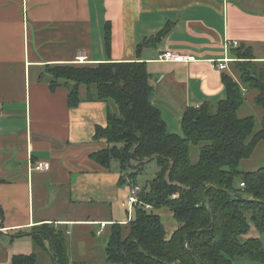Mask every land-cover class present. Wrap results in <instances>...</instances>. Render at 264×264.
Returning <instances> with one entry per match:
<instances>
[{"label":"crops","instance_id":"crops-1","mask_svg":"<svg viewBox=\"0 0 264 264\" xmlns=\"http://www.w3.org/2000/svg\"><path fill=\"white\" fill-rule=\"evenodd\" d=\"M163 31L164 38L138 52ZM239 47L264 62V0H0V264L32 254L39 264H54L31 237H15L42 224L67 232L73 264H105L104 236L135 215L127 207L132 187L91 158L107 148L94 140L96 128L107 125V104L86 100L82 87L83 101L71 108L65 87L51 90L46 65L75 64L84 55L91 64L146 63L168 132L183 135L189 108L224 100V75L238 81ZM166 51L194 61L162 62ZM224 59L228 67L220 70ZM244 91V105L258 107V92ZM39 162L50 170H35ZM165 209L154 212L164 225L167 218L169 240L180 224L170 223L174 216Z\"/></svg>","mask_w":264,"mask_h":264},{"label":"trees","instance_id":"trees-1","mask_svg":"<svg viewBox=\"0 0 264 264\" xmlns=\"http://www.w3.org/2000/svg\"><path fill=\"white\" fill-rule=\"evenodd\" d=\"M167 34L140 45L159 42ZM106 49L111 57V24L106 26ZM238 61L232 76L224 75L226 98L189 108L182 118L183 135L167 130L160 109L154 104V87L147 64L141 61L97 64L46 65L50 88L68 90L71 108L83 99L107 104V125L98 126L94 140L107 148L91 158L103 168L117 170L120 184L140 186L137 176L144 165L156 161V178L141 187L134 219L113 224L107 233L105 264H233L235 260L264 261L258 238H249L253 224L264 233V167L241 172L264 141L255 132L254 117L241 118L245 91L258 92L256 105L264 112V62H257L250 48L235 50ZM192 146L199 147L197 163L191 161ZM244 187L237 189L235 180ZM150 206L151 211L146 207ZM168 208L180 227L167 240L166 228L154 210ZM29 236L34 245L48 252L54 264H73L68 253L67 232L53 224L34 226L15 237ZM14 264H39L37 254L13 258ZM85 264V263H75Z\"/></svg>","mask_w":264,"mask_h":264},{"label":"rangeland","instance_id":"rangeland-1","mask_svg":"<svg viewBox=\"0 0 264 264\" xmlns=\"http://www.w3.org/2000/svg\"><path fill=\"white\" fill-rule=\"evenodd\" d=\"M239 116L241 117H254L256 119V127H255V132H258L261 130L262 127V122H263V117L264 113L261 109H258L255 105H251L250 103L245 104L242 109L239 111ZM200 157V149L199 147L192 146L191 148V161L193 163H197ZM264 167V141H261L253 155L249 159H244L241 161L239 165V170L241 172H255L261 168ZM160 171V168L156 161H150L147 162L141 172L137 176V182L141 187L146 186L149 182L153 181L158 172ZM240 184H241V179H236L235 180V187L237 189H240ZM151 211V209H149ZM166 212L170 213V211L166 208ZM165 212V213H166ZM165 222V227L166 229H170V225L167 222V218H163ZM171 222H177L174 218L170 219ZM178 223V222H177ZM106 240L108 239V235L106 234ZM249 238H258L260 239L263 248H264V233L259 232L256 227L252 224L251 225V230L248 235ZM233 264H264V261H253V260H246V259H239L235 260Z\"/></svg>","mask_w":264,"mask_h":264},{"label":"built area","instance_id":"built-area-1","mask_svg":"<svg viewBox=\"0 0 264 264\" xmlns=\"http://www.w3.org/2000/svg\"><path fill=\"white\" fill-rule=\"evenodd\" d=\"M235 46H238V42L234 43ZM159 60L162 62H173V63H184V62H193L194 58L189 56H183L181 54L174 53L172 51H166L165 53L161 54L159 57ZM87 57L79 56L77 59L76 64H83L87 63ZM228 59L219 60L217 67L220 70H226L227 69V63ZM33 168L37 171H48L51 168L50 163L47 162H39L33 166ZM241 187H244V184L241 185ZM141 192V186H135L131 188V193L127 201V207L129 209L130 214L132 213L134 207L139 203L138 195ZM147 209H150V206L146 207Z\"/></svg>","mask_w":264,"mask_h":264}]
</instances>
